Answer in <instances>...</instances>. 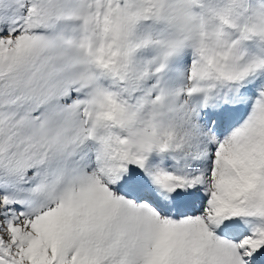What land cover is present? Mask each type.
<instances>
[{
  "label": "snow or ice",
  "instance_id": "obj_1",
  "mask_svg": "<svg viewBox=\"0 0 264 264\" xmlns=\"http://www.w3.org/2000/svg\"><path fill=\"white\" fill-rule=\"evenodd\" d=\"M0 264H264V0H0Z\"/></svg>",
  "mask_w": 264,
  "mask_h": 264
}]
</instances>
